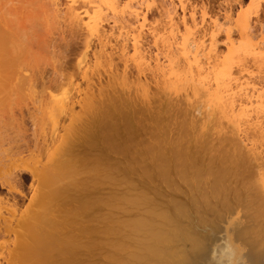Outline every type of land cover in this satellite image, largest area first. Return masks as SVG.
<instances>
[{"label": "bare ground", "instance_id": "obj_1", "mask_svg": "<svg viewBox=\"0 0 264 264\" xmlns=\"http://www.w3.org/2000/svg\"><path fill=\"white\" fill-rule=\"evenodd\" d=\"M197 2L0 0V102L29 99L41 139L0 132V264H264V0Z\"/></svg>", "mask_w": 264, "mask_h": 264}, {"label": "rangeland", "instance_id": "obj_2", "mask_svg": "<svg viewBox=\"0 0 264 264\" xmlns=\"http://www.w3.org/2000/svg\"><path fill=\"white\" fill-rule=\"evenodd\" d=\"M191 1H195V3L197 2V4L199 5V3H200V1H201V3L203 2V3H205L206 4V7L207 8H209V10H215L216 9V7L220 10L221 9V3L223 4V0H191ZM221 2V3H220ZM244 2H247V0H244ZM204 4V5H205ZM220 5V6H219ZM218 9H216V11L218 10ZM33 21V20H32ZM31 21V22H32ZM35 22H36V20H35ZM38 22V23H37ZM36 22V24H39V21H37ZM33 23V22H32ZM33 24H35V23H33ZM30 25H32L31 23L29 24V26ZM43 26V25H42ZM33 27V26H32ZM38 27V26H37ZM36 27V28H37ZM39 27H40V29H41V26L39 25ZM38 27V28H39ZM28 28H30V31H29V29H28V33H27V35L29 34V36L31 35V31H33L32 32V35L34 36L35 34H36V32H40V34H42L41 33V31L39 30V31H37L36 30V28L35 27H33V29L35 28V30H31L32 28H31V26L30 27H28ZM43 30H44V28H42ZM45 30H47L46 28H45ZM66 31H67V29H66ZM30 32V33H29ZM35 32V34H33ZM46 32V31H45ZM65 32V31H64ZM69 32V31H68ZM67 32V33H68ZM67 33H63L65 36H67V35H69V33L67 34ZM38 34V33H37ZM37 34H36V36H37ZM67 34V35H66ZM31 35V36H32ZM49 35V34H48ZM48 35H46V37L48 36ZM64 35H62V37H64V39L63 38H59L58 37V35L57 36H55V38H54V40H53V42H54V44H56L57 42V46L56 47H53V46H51V47H53V48H51V49H53V50H55L56 48H60V49H57V51L59 50V52H60V54H62L63 56H58V55H56L57 57H58V60H60V64H59V66H57V68H60L61 66H63V67H61L60 69H58V70H60V72H58V74L60 73L61 74V72H62V74H63V71L64 72H66V71H68L69 72V70H67V69H70L71 67L70 66H72V64L74 63V58H75V52L78 50V48H79V44H80V41H78V40H76L77 39V37L75 38V37H71V36H67V38L64 36ZM32 36V37H33ZM42 36L44 37V35H40V36H37L38 38H36V40H38L39 41V43H42L44 40L46 41V43H45V41H44V43H43V45H46L47 44V41H48V43H50L49 41L50 40H46V39H50V36H48V38H46V37H44V40H42ZM59 36H61V35H59ZM35 37V36H34ZM71 37V38H70ZM46 38V39H45ZM52 38V37H51ZM73 38V39H72ZM28 39V38H27ZM30 39V38H29ZM31 39H33V38H31ZM30 39V40H31ZM40 39V40H39ZM75 39V40H74ZM35 40V39H34ZM34 40L32 41L33 43H31V41H30V43L32 44V45H30V47H31V49L33 48V50H35V52H34V54L36 55V53L38 54L37 56H39L40 55V57L43 59V56H41V54H45V52H42V50H43V48L44 47H42V45L40 44V46H39V43H38V41H35V42H37V46L38 47H42V50H37V49H40V48H37V46L35 47L34 46ZM24 41H26V40H24ZM27 43H28V41H26ZM60 43V44H59ZM64 43H66V45L64 44ZM25 45H26V43H24ZM53 44V45H54ZM47 46V45H46ZM45 46V47H46ZM48 46H50V44L48 45ZM48 46L46 47V48H48ZM55 46V45H54ZM63 46V47H62ZM65 46V47H64ZM78 46V47H77ZM34 47H35V49H34ZM26 48H28V47H26ZM76 48H77V50H76ZM30 49V50H31ZM50 49V50H51ZM33 50H31V52L33 51ZM50 50H48V51H50ZM76 50V51H75ZM27 51H29V49H27ZM41 52V54H39L40 52ZM44 51H45V49H44ZM56 51V50H55ZM54 51V52H55ZM30 52V53H31ZM39 52V53H38ZM59 52H57L58 54H59ZM29 52L27 53V59H26V65H28V66H33L32 64H34V63H36V62H38V60L37 59H39V58H37L36 60H34V61H32V59H33V57H32V59L30 58L31 56L30 55H33L32 53L30 54ZM48 52H46V54H45V56L46 55H48L47 54ZM49 54H51L50 52H49ZM55 54V53H54ZM34 56V55H33ZM51 56H53V59H55L54 57V55H51ZM50 56V57H51ZM47 58H49L48 56H46ZM46 57H45V59H46ZM63 59H62V58ZM40 58V59H41ZM52 58V57H51ZM59 58H61L62 60H63V64H61V59H59ZM35 59V58H34ZM39 59V60H40ZM41 59V61H45V59H43L42 60ZM57 59V58H56ZM55 59V60H56ZM51 60V59H50ZM49 59H48V61H50ZM36 61V62H35ZM41 61H39L40 63L39 64H41L42 62ZM32 62H34V63H32ZM32 63V64H31ZM45 63H46V61H45ZM57 63V62H56ZM47 64V63H46ZM46 64H44V63H42L41 65H42V67H43V69H46L45 71H46V73H49L48 74V77L47 76H45L46 77V79L47 80H49V78H55V76L57 75L56 73V75L54 74V73H52L51 72V69H49L50 68V65H48L49 64V62H48V64L46 65ZM35 65V64H34ZM38 65V64H37ZM41 65H39V66H41ZM61 65V66H60ZM74 65V64H73ZM36 66V65H35ZM39 66H38V69H39ZM67 66V67H66ZM69 66V67H68ZM34 67V66H33ZM66 67V68H65ZM35 68H37V67H35ZM41 68V67H40ZM43 69H42V71H43ZM62 69V70H61ZM65 69V70H64ZM50 70V71H49ZM71 70V69H70ZM50 73H52V74H54L53 76L54 77H52V75L50 74ZM67 73V72H66ZM43 74H44V72H43ZM51 75V76H50ZM10 97H12V99H10ZM6 98V97H5ZM9 99L10 100H8V96H7V99L4 101H1L0 102V104H1V106H0V132L2 133L1 134V138L4 140H2L1 139V141H3V146H6V142H9L10 140V138L11 139H18L17 141H18V143H22L21 145H24L23 146V149L25 148V146H28V143H29V146H31V148L32 147H36V145H34V144H32V143H36V144H38L39 142H38V140L39 141H41V139L39 138V137H37L36 139H35V137L36 136H38L37 134H38V131H34V129L33 128H36L35 130H37V127L36 126H33V124H32V121H33V117L36 115H34L32 112H34V111H32L33 110V108H32V103H30V100L29 99H27V100H23V99H19L18 98V96L16 97L15 95H14V93L12 94V96L11 95H9ZM2 108V109H1ZM30 112H31V114H30ZM36 113V112H35ZM34 115V116H33ZM32 116V117H31ZM34 119H36V117L34 118ZM170 120V119H169ZM172 122L174 121V120H171ZM34 122V121H33ZM163 122H165V121H163ZM11 123H12V125H11ZM17 123H19V124H17ZM20 123H21V125H20ZM14 125V126H13ZM16 125V126H15ZM14 128V129H13ZM2 129V130H1ZM19 129V130H18ZM19 132H18V131ZM14 131H16V132H14ZM175 132H176V130H175ZM4 133V134H3ZM14 133H16V135L17 136H19L18 138L15 136V134ZM11 134V135H10ZM12 134H14V135H12ZM7 136V137H6ZM15 136V137H14ZM34 136V137H33ZM5 137V138H4ZM22 137V138H21ZM211 137V136H210ZM214 137V136H213ZM213 137H211V138H209V139H212ZM9 138V139H8ZM215 138V137H214ZM214 138H213V140H214ZM223 138V140L221 139L220 141H222V143H223V149L224 148H226V147H228V148H226V151L225 152H228L227 151V149L231 152L232 151V146L230 145V140L228 139V138H226V137H222ZM225 138V139H224ZM6 139L7 140H9V141H6ZM35 141H34V140ZM38 139V140H37ZM217 138H215V140H216ZM219 139V138H218ZM228 140V141H227ZM34 141V142H33ZM212 141V140H211ZM32 142V143H31ZM215 142V141H214ZM25 143H27V144H25ZM41 143V142H40ZM219 143V142H218ZM218 143L216 142V144H213V142H211V145L213 146V145H217V146H219L220 145V148H222L221 147V145L222 144H219L218 145ZM221 143V142H220ZM229 143V144H228ZM11 144H13V143H11ZM10 144V145H11ZM7 145H9V144H7ZM9 145V146H10ZM34 145V146H33ZM39 145V144H38ZM211 147V146H209V148L211 147L212 149H214V148H218V147ZM22 148V147H21ZM209 148H207L206 150H208V151H204L202 154H200V156H202V159H203V162H202V164L200 165V167H207L208 165H211V166H213V168H215L220 162L219 161H217V160H214L215 162H212L213 160H211V158H213V156H216L217 154V150H215V151H210V149ZM231 148V149H230ZM219 149V148H218ZM222 150V149H221ZM220 150V151H221ZM217 151V152H216ZM219 151V152H220ZM212 152V154H210ZM223 152V151H222ZM207 153H209V154H207ZM199 154V153H198ZM209 155L211 156V157H209ZM213 155V156H212ZM204 156H205V158H204ZM207 156L209 157V158H207ZM207 159V160H206ZM205 161V162H204ZM210 161L212 162V164L210 163ZM218 162V163H217ZM253 162V161H252ZM252 162H251V164H252ZM248 165L250 164V162L249 163H247ZM250 164V165H251ZM248 165H246V166H242V167H247ZM250 165L248 166L249 168H247L246 170L243 168V171H242V167H241V165H239L238 166V168H237V171L239 170L240 171V169H241V173L242 174H240V175H242L243 177L244 176H246V175H248L247 177V179H255V178H253L254 177V172L252 171L253 170V164L251 165V167H250ZM250 169H252V170H250ZM249 171V172H248ZM245 172V173H244ZM17 176H18V179H16V181H18V183L16 184L17 185V189H19L21 192H23V194H25V196L24 197H20V196H17L18 197V199H17V202H18V205L20 206V207H24L26 204H27V202H28V199H29V197H30V191H31V188H32V178H31V175L29 174V172L27 171V170H24V169H20V171L19 172H17ZM252 174H254L253 176H252ZM249 175H251L250 176V178H249ZM244 179H245V177H244ZM250 179V180H251ZM246 180V179H245ZM244 180V181H245ZM250 180H249V182H250ZM252 180V181H253ZM181 182H183V181H181ZM246 182H248V181H245V183ZM184 183V182H183ZM182 183V184H183ZM248 184V183H247ZM184 185V184H183ZM7 193V189H6V187L4 186L3 187V185L2 184H0V198H1V200L3 199V198H5L4 197V194H6ZM3 196V197H2ZM241 207H243V206H239L238 208H241Z\"/></svg>", "mask_w": 264, "mask_h": 264}]
</instances>
